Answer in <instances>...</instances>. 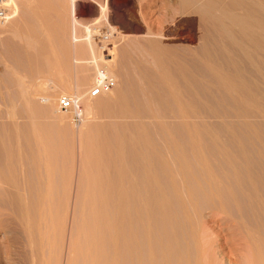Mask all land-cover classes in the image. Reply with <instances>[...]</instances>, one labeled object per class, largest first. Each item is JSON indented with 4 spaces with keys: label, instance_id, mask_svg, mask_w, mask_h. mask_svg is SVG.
Returning <instances> with one entry per match:
<instances>
[{
    "label": "rangeland",
    "instance_id": "374dc122",
    "mask_svg": "<svg viewBox=\"0 0 264 264\" xmlns=\"http://www.w3.org/2000/svg\"><path fill=\"white\" fill-rule=\"evenodd\" d=\"M1 1L3 2V0H1ZM176 1L177 0H6V4L4 5L3 9H5L8 14H7V16H5V22L0 23V96L3 98L0 100V145H2L4 147L6 146V148H7V146H8V148L10 146H12L13 149L7 148L8 151L6 150L7 151L6 152V151H4V148L2 150H1L2 147L0 148V150L3 151V153L4 152L7 153V155H5L2 152H0V154H1L0 156H3L0 158L1 159L3 158V160H4V162H3V160L0 159V166H1L0 167V173L3 171L7 174V170H8L9 171L8 176L12 175L13 179H17V178L20 179V182L18 181L19 179L17 180L18 183H21L22 185L24 183V185H25L27 182H29L28 183L29 185L26 184V186H29L28 188L31 187L30 185L32 183L33 184L38 183L37 186L36 185H33V186H36V187H38L36 189H38V190L41 189V190L38 192L34 188L33 189L36 191H33L32 188H30L29 190H27V188H26V192H25L24 191L25 189L22 186H21L22 189H20V188L17 189L16 187H14V189L16 188L19 191L17 192V190L15 189V191H16L15 192V199L12 198V200H16V196L18 195L19 196V197L17 196V198L19 199L18 202H20V198L21 199L24 198L26 202L29 201V204L31 205V206H29V210L31 211L30 216L32 214V217L30 218L28 209L26 212H24L22 210V209H25L28 207L27 206L28 203L24 204V203H26V202H24V199L21 200V203L24 202L23 204L25 205V208H24L23 204L22 205L17 204V205H19V206H17L18 209L20 208L18 210L17 207H15L16 202H13L9 197H6L7 192L4 190L6 189V186H7L6 180L7 179L9 180V178H7V175L5 176L3 172L1 173L2 175L0 174V189L2 187H4V185H2L3 182L5 183V187H4L3 191H2V189L0 190V209H1L0 211L4 212V211L9 210V207L12 208L11 210L13 212L11 210H9V212H12L13 214H15L14 218H16L15 220L17 222L16 223L17 227L15 226L16 227L15 231L12 234H9V232H10L9 228L10 227H9V224H6L8 222L5 221L3 223L1 221L2 224L0 223L1 224L0 225V264H88L90 262L89 260H92V262L94 264L95 263L99 264V262H100V264H110V262L113 260V258L115 259L118 256V254H119V256L116 258L117 259L116 264H135V263L136 264L137 263L138 264H152L153 262L152 263H151V261L149 262L150 259H148L149 257L146 254L147 253L146 251L143 252L144 253V255L142 254L143 256L141 255L142 259L144 258L143 260L141 259L142 260V263H141L140 259H138V261L136 262V260L134 259V257L136 255L133 256L131 248H130L131 252L129 251V249H126L124 242H125V240L127 242V238H124V232H125L124 226H123L124 223H123L122 219H120L119 213H116V214L114 213V211H115L114 207L115 206L113 205V203L116 200H119L120 196H121L120 197L121 201H122V199L125 198L123 193L126 195L129 193L127 197H129V196L131 197V195L133 194V191L138 193L140 196H145L146 194L148 195L149 192L151 191V185L149 184L150 183L148 181L149 179H147L149 176V175H147L148 172L150 173V176H152L151 175L152 173H153V175L155 174L154 177L156 176L155 177L156 180L157 181L159 180L158 185L162 189L164 196L175 206V207L173 206V208L175 210H177V211H175L177 217H179L181 214L180 210H182V209H178V207L181 208L183 205L181 202L184 203L185 201L188 200V198H187L188 192L190 195L192 193L191 197L194 195L192 197L193 198L192 203L194 202L195 205L194 206H192L193 204L191 205V207H193V208H191L189 205V208H188L189 213L188 214H190L189 215V217H191L190 220L193 223H195V225L197 227H199V229L205 230V231L204 230L201 231L203 234L202 236H204V240L206 239L207 241H209L211 246L214 248V249L213 248L211 249V252L214 251L213 252L214 256L212 255L213 257L212 256H210V257L216 259V262H215V259H213L216 264L217 263L218 264H231V263L232 264H245L248 261V260L246 261V258L247 259L250 258L249 253L251 250L257 251L256 249H260V248L262 249L263 248L264 242H263V244H259V246H256V248L253 247L255 249H252L250 244H246L248 242V239H245L246 234L244 231H242L243 226L244 227H248L249 225L253 226L254 227V228H252L253 230L257 227L256 228L257 230L253 231V236H254L253 238H255V235H256V240H258L257 238H263L264 239V233H263L264 232L263 231L264 226H262V224H264V222H263L264 219H263V217H261L262 218L261 219V218H259L260 216H257V214L258 215L260 214L258 210L252 209V211H251L252 213L250 214L249 210H251V209L249 208L248 210H246L244 208L243 202L246 199L242 195H245L246 191L248 190V187L245 186L246 184L244 185L243 183H241L240 180L244 177V175L250 176L248 174H249V171H251V168H252L251 166L254 167L252 169L257 168L255 170V172H254V170H252L250 172V174L254 172L255 174H253V175L258 176V174H259V176H261V177L263 176L262 178H260V179H263V181H259L260 186H258V187H260V189H258V191L260 194H261V192H263L262 194H264V188L262 190V186L264 187V183H263L264 182V166H262V165L259 166L260 164L264 163V162L262 163L261 161H259V159L263 160L262 158H263L264 154L262 152H263L264 148L261 145V147L263 148V149L261 148L262 151L257 150L256 148L260 149V143H259V145H256L257 142H254L256 139H259V138L264 139V126H263L264 122H263V124H261L262 119L264 118V112L259 110L258 111L259 115H257V114L255 115V116H257V117L259 116V117L258 118L255 117L257 119L255 121H251L253 119L252 117H251L252 118L251 119L250 117L248 118V116H247L248 114H246V117L244 115H245L246 111L252 115V113L255 110L253 109L250 111V109L253 108V107L251 108V105L250 106L247 104L242 105L243 102L245 103L244 98H243L244 95L242 96L239 94V96H242V99H241L238 96V94L237 93L234 94V92L231 91V89L229 90V88H226V89H228V91L224 90L225 88L221 89L222 87L220 88L217 85L216 81L210 76V74L209 73L206 74L207 71L205 72V67H204V65H202V62L201 63L197 62V60L198 61L201 60V57L199 56L200 58H198V56H197L199 53V50H200L199 38L201 36V34H200L201 32L198 28L199 27L198 26L199 20H198L196 15L191 14V15H184L183 16L181 14V12L179 11L180 7L176 6V5H179V3ZM71 6L73 8V14H74V18L76 20V23H78L77 26H75L73 24L74 21L72 20V15L70 12V10L72 9ZM177 7L179 9L178 11H177ZM170 10H171V12H170ZM89 24H94V27H97L99 29H108V27H109L111 29V31L113 32V37L110 40V44L112 45V50L109 52L111 54V59L107 60L106 62H104L102 59H99V62L97 60V63H99L101 65H107V67L109 68V72H110L111 76L116 81V86L112 91L105 93V94H102L97 98H89L87 95V93H88V91L92 85V82H93V75L92 74H94V65L92 63H90L93 52H94L93 53L94 57L97 58L95 55V47L91 43V41H89L90 39H88V43H87V40L83 39L85 36L84 35L85 30H86V29H84V27L85 28L90 27ZM73 28H75L76 30H74ZM73 30L75 31V34H74V38L72 39ZM155 33H157V34H155ZM143 36H145L146 38H144ZM153 40L155 41V43H157L159 41L158 42L159 44H161V45L163 44L164 46H162V48L163 49L165 48L166 51L169 52L171 49L170 52L172 53V55L170 56L168 54V56L165 57L167 59L169 57L172 58V59H168L170 61V63L167 62V64L169 65L170 69L168 68L169 71L165 70L166 73H165V71H162V70L159 71V69H160L159 65H158V63H156L157 57L153 52L155 48L152 49V47H150V43H152V45H153V42H151ZM173 46H174V49L172 48ZM195 49H196V51H194ZM197 49H198V51H197ZM151 50H153V51H151ZM191 51L192 52L194 51L193 53H196L197 55L190 54ZM189 54H190V56H189ZM262 54H258V55L260 56ZM191 56L194 58H192ZM259 56H256V57H258L256 59L253 55V57L257 60V62L262 65V62L258 61V59L260 58L259 60L264 61L263 60L264 54H263V57L261 56L263 59H261V57H259ZM167 59H166V61H167ZM179 59H181V60L179 61ZM253 59H252V62L255 61ZM182 60H184V61H182ZM242 61L244 62L242 64V66L245 68L247 64L245 63L244 60H242ZM252 62H251L252 65L248 70H251L253 75L251 74V71L248 72V70H245V72H243V74L241 73V76L243 75L244 79H240V81L243 82L244 85H249V84H247L248 83L247 81L249 79H250L249 83H252V82L256 83L255 80H257V79L254 77L259 76L258 77L259 82L261 80V79H259L260 73L256 72V74H255L254 73L255 71H253L254 68L252 67L257 62L256 61H255V63H252ZM258 63H257V65L259 66ZM167 64H166V66L168 67ZM178 66H180V67L184 66L182 68L186 67V70L182 71V68H180ZM200 66L204 70V72L200 68ZM194 68H196L197 70L196 69L194 70ZM176 69H179V71ZM199 69H201L202 71ZM188 70L190 71V73ZM192 71H193V73H191ZM160 73H163V74H160ZM185 73L186 74L188 73L187 74L188 76ZM248 73L250 76L248 75ZM163 75H167L169 78L174 79L173 80L174 82L177 81V82H175L176 85H177V83L179 85L176 86L175 83L172 81V79H171V82L167 81V80H166L167 82H165L164 79H166L168 77L164 78ZM177 75H178V77L176 78ZM246 75H247V78H246ZM173 76H174V78H173ZM162 77H163V79H162ZM160 80H161V82H160ZM168 80H170V79H168ZM190 80H192V81H190ZM168 82H170V83H168ZM184 82H186V83H184ZM193 82H194V84H193ZM196 82H197V84H196ZM259 82H257V83H259ZM172 83H174V86L176 88L177 87H179V88H177V90L175 89V91H174L173 88H175V87L171 86ZM183 83L185 84V86ZM149 84H151V85H149ZM167 84L172 87L173 91L171 90V88L169 89V86ZM181 84H182V87L180 86ZM252 84L250 86H252ZM192 85L194 86V88ZM208 85L210 88L207 87ZM202 86H204V88ZM184 87L186 89L183 90ZM190 88H193L195 91L193 89H190ZM25 89L28 90V91L27 90L26 91L28 92L29 97L26 95H25V97H23V95L25 94ZM180 89H182V90H180ZM260 89H261L260 90L261 94L258 91V93H259L258 99L259 100H261L263 98V95H264V89L263 88H260ZM8 91H9V93H8ZM229 91H230V93H229ZM20 92L22 94V97H19L21 95ZM22 92H24V94ZM178 92L180 94H178ZM189 92H191V94L193 96ZM232 92H233V94H232ZM5 93L7 95H5ZM71 95H77L81 99L83 109L85 112L86 118H85V121L83 122V124L81 125L80 128H75L72 125V122H71L69 115L58 112L55 109V103H56L57 98H59L61 96H71ZM260 95H262V96H260ZM6 96H8V97H6ZM12 96H13V98H12ZM176 96H178V97H176ZM31 97H32V100H31ZM41 97H42V99H41ZM172 97H173V99H172ZM182 98H184V99H182ZM11 99L15 100V101H13V102H15V104L14 103L13 104L15 105V107L17 106V108H15V109H17V111L15 109H13V113H14V117L12 118L13 121L9 122L8 121L9 119L7 118L8 116H6L7 115V113H6L7 109H5L4 107L6 106V108H8V105H9L8 102ZM177 99H179V101ZM185 99L187 101L186 102L187 105H185ZM190 99H192V100H190ZM236 99H238V101L240 100L241 102L243 100L242 103L240 102V104L243 106V108H245L246 106L247 107L249 106L250 109H248L246 107L243 110V112L241 111L243 113V114L242 113L241 114L245 118L249 119L248 121H251L250 123L254 122L255 123L254 126H256L257 130L254 126H252L253 127L252 128L251 124L247 125L249 127V129H248V127L245 128L246 125L244 124L245 125L244 126L241 123V121L244 118H242L243 116L240 117L241 116L240 114L237 116L242 118V119L237 118V120H236V117H237L236 114H237V112H239L238 109L240 108L239 103H238V105H236L237 103L235 104V102H237ZM19 100H20V103H19ZM230 101H232V102H230ZM21 102L24 104H22ZM20 104H22V105L20 106ZM25 104H27L30 108H32L31 110L34 111V113L36 111L38 113V115H40V112H41V114L44 112V114L41 115V116H44L43 117L44 121H42V119H40V116L37 117L38 115L35 113L34 120H37L40 123L34 121L33 119H32V121L30 120V123H29L28 122L29 120L27 119L28 116H30L29 117V119H30L31 117H33L31 115H34V114L33 113L30 115L25 114L26 112H27V114L30 113L29 107L27 106V108H26V106H24ZM44 104H46V107ZM234 104H235V106H233ZM43 105H44V107H43ZM182 106H186V107L180 108ZM237 106L239 108H237ZM24 107L26 109H28V111H26V109H23ZM234 107H235V109L237 108L236 111H235V109H233ZM38 108L41 110L42 109H44V110L40 111ZM185 109L187 112L183 111ZM187 109H189V110H187ZM240 110H241V108H240ZM189 111H190V113L192 112V114H190L191 116L189 115V117L188 116L183 117L184 115L188 114ZM263 111H264V109H263ZM193 112L195 115L193 114ZM259 112H261V113H259ZM183 113H185V114L183 115ZM216 114H217V116H216ZM231 114H233L232 115L233 117L231 116ZM198 116H199V118H198ZM184 120H187V121H184ZM228 120H229V122H228ZM239 120H241V121H239ZM33 121H34V123H33ZM41 121H42V123L44 122L43 123L44 126H42ZM182 121L185 122L184 124L189 122L192 127H194V128L196 127V128L195 129L191 128V126L189 124H186V126L187 125H188V127L190 126L188 129L191 128L189 131L186 129V127ZM193 121H195V122H193ZM243 121H244V123H246L247 120L246 121L243 120ZM248 121H247V123H248ZM23 123H24V125H23ZM26 123H29L30 125L26 124ZM35 123H37V124H35ZM230 123H232V124H230ZM239 123H241L242 126ZM39 124L41 125V128L46 127V128H42V131L41 130L40 131L43 132L46 130L45 133L43 132V134H46V136L45 135H43V136L45 137V139L47 140V143L49 144V145L47 144V146H48L46 148L47 150L45 149L46 150L45 153H47V157L45 156V159L48 158L47 160L50 163L47 162L46 163L47 166H45V167L42 165L43 163H42V161H40L38 159V157H34V156H36L34 154V152L31 155L33 158H36V159H33L32 157H30V152H27L28 150L26 148L25 149L26 151H24L23 153L25 154L26 157L27 156L30 157L29 159H27L28 157L26 158L24 156V154L19 151L20 149L18 147V144H20L19 145L20 148H22L23 146L25 147V145H24L25 140H23V139L24 138L27 139V136L26 137H24V136H25V134H27L29 132V130L31 132V133L29 132L30 133L29 135L31 137L28 135L30 137V141H32L36 138L37 134L39 133V132L37 133V131H38L37 127L40 128ZM181 124L184 125L185 128H182L183 126ZM201 124H203V125H201ZM13 125H14V127H13ZM35 125H37V127H35ZM200 125H201V127H200ZM224 125H226V126L224 127ZM9 126H10V129H8ZM24 126L26 128L28 126L29 130H28V128L26 129ZM209 129L210 130L212 129V131H210ZM250 129H251V131L254 129L252 131L253 135H252V132L250 131ZM8 130H9V132H7ZM10 130L11 131L13 130L14 132L12 133ZM26 130H28V132ZM248 130L251 133L248 132ZM191 131L193 134H190ZM228 131H229V133H228ZM4 132H6V133L4 134ZM2 133L4 136L2 135ZM8 133L10 134V137H11L10 139H8L9 138ZM19 133H20V135H19ZM206 133H208L207 134L208 136L209 135L213 136V138L218 137V138H216V140L219 139L220 142L222 141L221 143H223L225 147H223V144H221L219 141H218L217 145L216 144L214 145L213 141H210L209 139H207L208 136L205 135ZM32 134H33V136H32ZM232 134H234V136H236V138H239V139H237V141L240 139H241L240 141L243 140L242 142H240V144L243 143L244 147L241 146L242 144L241 145L239 144V141L236 144V146L238 145L240 147L237 146L238 147L237 148L235 145L232 146L231 143L233 141H235V139H236L235 137H232ZM18 135L21 138L22 137H24V138L21 139L20 137H18ZM190 135H192V136L195 135L196 138H194V141L196 142V139H197V141L200 142L199 144H201V145H199V146L202 147L201 149H204L206 151V148H207V151H206L207 153L204 150H201L202 152L201 153L199 152L200 154L197 152L196 153L197 156H195V152H194V157L198 158L199 157L198 155H203V154L207 155V156H205V159L203 157L202 158L204 160H206L207 163H210V161H211L209 166L211 167V165H212V167H213L212 169L214 170L215 175H216V172H217V177L222 175L223 178L221 176L219 177L220 180L223 179L222 183L224 184V182H227L226 185L229 186V189L231 188V190L233 191V194L234 193L236 195L238 194L237 195L238 197L242 196V198L239 199L235 195L237 197V199H239L238 202L236 199V203H239L240 207H242L240 200H242L243 198L245 199V200L243 199V201H242V205H243L242 210L245 209L246 213H249V214L244 213L245 211H241V212L239 211L240 215L245 214V217H247L246 215H248V217H249L250 215L253 214L254 211H258V212H254V214L251 216L254 218V219L252 218V220H254V223L252 221L251 224H248L247 222L248 221L251 222V219L249 218V220H247V218H248L247 217V218H245L246 220H244V222L238 221L240 223V225L238 227L237 221H234L235 217L232 218L233 217V215H232V217L229 218V216H231V214H232L230 211L232 209H234V208L229 209L231 203H230V205H227V203H226V206H228L227 209H226V206L223 205V207L226 209L227 213L226 212L221 213V214L218 213L217 208L219 206L216 207V211L214 210L215 206L218 205L216 202L218 200H216V199H217V196L219 194L216 193V191L214 192V189L212 190L210 188L211 186L209 185L208 180L204 179L205 177L202 175L203 169H202V167L200 168V166H198V164H199L198 160H200L202 158L199 157L200 159H195L193 157V154L191 152L193 150L192 141L187 140V138L191 139L192 136L190 137ZM230 135H231L232 139L230 138ZM258 135H259V137H258ZM34 136H35V138H34ZM198 136L200 138H197ZM247 136H248V138H247ZM1 137H2V139H1ZM201 137H202V139H201ZM11 139L16 140V141H14L15 143H13V140H11ZM198 139H201L202 141H200ZM227 139L233 140L232 142L230 140L231 143L229 142L231 145L229 143H227L228 142ZM7 140H11L12 145H11V141H10V143H8ZM28 140H29V138L26 141H28ZM141 140H142V142H140ZM171 140L172 141L174 140V142L176 141L177 144H180V145L179 146L173 145L172 143H174V142H172ZM189 141H191V144H190L191 148L190 149L187 145V143L189 144ZM225 141H226V143H225ZM252 141L255 144V147H254V145H252L254 148L251 147V144H253ZM256 141H263V140H256ZM170 142H171V144H170ZM219 143L221 144V147L224 149L226 148V150L230 154L239 153L238 150H240L241 148H242V151H243V149H244V151L242 152L240 150V153L242 152V153H247V155L249 154V160L248 161H251V162H248V161L246 163L242 162V164L243 163L247 164V165H245L246 166L245 168H247V166L251 167V168H249L250 170L247 168L248 173L245 174V172H247V171H245L246 169L244 168V165H243L244 169L240 167L244 171L241 170L239 167H238L239 169L238 168L232 169L230 167L231 172H230L228 167H225L226 164L220 163L221 165L219 164V166H218V163H219L218 160L216 162L213 159H216L218 157L217 156L218 154L215 152L219 153V150L221 151V149H222L221 148L217 151L218 147H216V146H219ZM261 143L264 144V142H261ZM168 144H170L171 146H169ZM228 144L234 148L227 147ZM172 145L174 146V148L172 147ZM49 146H51V149ZM100 146H101V148H100ZM98 147H99V149H98ZM170 147H172V149L175 150V151H173V150L172 151L174 152V154H177V155H179L178 153L182 149V151H180V152H181V154H182V152H184L182 155L184 157H186L187 159L185 158L186 160L183 161V160H181L182 158L180 157L181 158L180 159L181 162H180L178 157L182 156V155H179V156L176 155V158L178 160L176 158H174L175 155L174 154H173L174 156L172 155L173 152L170 150L171 149ZM175 147H176V149H175ZM177 147H179V148H177ZM235 147L238 149L237 151H234V150H236ZM21 150L23 151L24 149L22 148ZM50 150L51 151L54 150V152H52V154L54 156L51 155ZM58 150L60 152H58ZM9 151H11L9 153V156L12 155V153L15 154V155L13 154L15 156L14 160L9 158V156H8ZM48 151H50V153ZM259 151L262 153V158H260L261 153ZM250 152H252V153L250 154ZM28 153H29V155H28ZM135 153L138 156H136ZM58 154H59L60 158L58 157ZM255 154H257V155L259 154L260 156L259 155L257 156ZM49 155H51L53 157H55V156L58 157V158L55 157L54 159L51 157L52 162L55 161L54 166L51 162ZM247 155L244 154L245 158L248 159V157H246ZM4 156H8L6 158L13 160V162L11 163V160L9 161V159L5 160L6 158ZM14 156H11V157L13 158ZM215 156H217V157H215ZM23 157H24V159L26 158L27 161L25 159L21 162L26 161L28 163V161L30 162V159H33V162L35 160V162H34V164H36L35 168L37 169V167L39 166L38 170L37 171L35 170L34 172L33 171L30 172L31 170L35 169V168H33V166H34L33 162H31L33 166L28 163V165H30L31 167L30 166L28 167L27 163L25 164V162L22 163L28 167L27 169L25 168L26 166L23 168L24 165L19 167L20 166V164L18 163V161L20 162L19 158L23 159ZM142 157H143V160H142ZM250 157H251V159H250ZM257 157H258V159H257ZM16 159H18V161ZM175 159H176V161L180 162L181 169H179L180 168L179 162H176ZM209 159H212V160H209ZM6 161H9L11 163V165L14 163V165H13L14 167L10 166L9 165L10 163L7 162V163H9L8 165L10 166V169H7L6 167H8V165H7ZM14 161H16L19 166L17 165V163L15 164ZM158 161L162 164H160ZM172 161L175 162L174 163L175 165H176V163L178 165L174 166ZM186 161L189 164V165L187 164L189 167L188 170L185 169V168H187L186 167L187 166ZM245 161H246V159H245ZM182 162H185L184 163L185 168L182 167ZM1 163L3 164V166ZM164 163L165 164L170 163L171 165L169 166L168 164H166V165H168L166 168ZM249 163L251 166L249 165ZM4 164L6 166H4ZM152 164H153V167H152ZM145 166H148L150 168L152 167L151 168L152 173H151L150 168H149V171L146 174V172H145L146 170L144 171V169H146ZM222 166H223V168H222ZM42 167L46 168L48 170V172H47L48 175H46L43 172V175H45L44 178L47 176L46 177L47 179L45 180L43 178L46 182L42 181V183H40V184L43 185V183H45V185L47 186L46 183H48V182H50V180L54 179L52 182H50L52 184V186L50 185V183H48L49 187L48 186H47L48 188L46 187L48 190L47 194L45 192L46 191L45 187L42 190V186L39 184V182H41V180H43L42 179V177H43L42 171L45 170ZM20 168L22 170H24V169H26V170L22 171ZM40 168H42V169H40ZM52 168L54 169V171ZM183 168H184V170H186L187 174L188 173L191 174V177H193L195 179L196 183H194V181L189 183V184L188 183L186 184L184 181L183 182L185 184L182 182L181 175L184 172L182 170ZM215 168H217V169H215ZM226 168L228 169V172H227ZM260 168H262V169H260ZM39 169L41 171L40 172L41 175H40V173H38L39 175L37 174V172H39ZM47 170H45V171H47ZM234 170H235V172H234ZM242 171H243V173H242ZM53 172H55L54 174L56 176L53 174ZM170 172H172V173H170ZM178 172L180 174L181 173L182 174L180 175ZM256 172H258V173H256ZM28 173H30L32 176L34 175L35 178H34V176L31 177V175ZM200 173H202V174L200 175ZM36 174H37V176H36ZM49 174H50V176H49ZM51 174H52V176H55L56 179L54 177H52ZM177 174H178V176H177ZM125 175H126V177H125ZM38 176H42V177L40 178ZM150 176H149V178H150ZM236 176H238V177H236ZM36 177H38V178H36ZM49 177H52V178L50 179ZM239 177H241V178H239ZM13 179L10 177V180L13 181ZM168 179H170V180H168ZM1 181H2V183H1ZM8 183L10 185H11V183H13L12 185L15 186V184L17 182L15 181V183L14 182H8ZM180 183L181 184L183 183L182 184L183 187L181 186ZM123 185H125V187ZM185 185H189L186 187V190L184 187ZM195 185H197L198 187ZM16 186L18 187V185H16ZM54 186H55V188H54ZM128 187L129 188L131 187L130 189L132 191L131 190L129 191ZM132 187H133V189H132ZM126 188L128 189V192H125L127 190ZM60 189L62 191H60ZM31 190L33 192H36L39 200H40L39 197L41 196V195L39 196L40 192L45 190L43 194L44 195L46 194V198H47L46 200L47 201L49 200L46 204L47 209L45 208V210H44V211H46L44 213H47L44 215L45 216L48 215V217H49V218L47 216H46V218L44 217L46 224H45V221L42 220L43 217H40V215H41L40 211H39L40 214L38 213L39 215H37V209L40 208V207L37 208V204L39 203L38 206H40V201L37 200V198H36L37 195L35 193L32 192L31 195H29L30 194L29 191H31ZM50 190H53V193ZM242 190H243V192H242ZM4 192H5V194H4ZM54 192H56L58 195L55 194ZM184 192H185V194H184ZM18 193H20L22 195H19ZM166 193H167V195H166ZM178 193L182 197L180 195H177ZM48 194H50V195H48ZM216 194H217V196H216ZM221 194H223V193H221ZM4 195H5V198H7V199H4V197H3ZM168 196H169V198H168ZM51 197H52L53 201L50 199ZM77 197H78V199H77ZM220 197L222 198V196H219V199H220ZM57 198L59 199V201L56 200ZM2 199L5 200V201L3 200L4 203L6 202V200L9 199V202L5 203V205L8 208L6 206H4ZM98 199H99V201H98ZM10 200H11V203H10ZM60 201H61V203H59L60 204L59 205L58 202H60ZM12 202L15 203V205H13ZM51 202H52L53 206H52V204L50 205ZM90 202H93L92 204L95 206H92V204ZM105 202H106L107 207H105V205H103V204L100 205L101 203L105 204ZM7 203L9 204V206ZM95 203L99 204V205L96 206ZM180 203H181V206H180ZM185 203H187V202H185ZM11 204L13 205V207L10 206ZM214 204H216V205H214ZM248 204H246L245 207L248 206ZM32 205H33V207H32ZM57 205L59 207H57ZM49 206H52V207H49ZM91 206H92V211L89 209V208H91ZM234 206L236 207L238 205L236 204ZM239 206H238V208H239ZM250 206H248V207H250ZM2 207H4V208L2 209ZM31 207H32V209H31ZM53 207H54V209H52ZM34 208L35 209L37 208V209L34 210ZM56 208H58V211H56L57 210ZM238 208H236V210L241 209V208H239V209ZM251 208H252V206H251ZM20 210H22V212ZM15 211L17 213H15ZM109 211H110V214H108V216H107V213H109ZM27 212H28V215H26V217H27L26 218V217H24L25 216L24 214H26ZM177 212H179V213H177ZM52 213L53 214L55 213V214L52 215ZM16 214H17V216H16ZM56 214L59 218L57 220H56V218H57ZM225 214H228V215L230 214V215L228 216ZM263 214H262V216H263ZM254 215H256V216H254ZM19 216H20V218H19ZM33 216H34V218H33ZM53 216H55L56 218ZM130 216L133 217L132 212L130 213ZM39 217L41 218L40 221H39ZM255 217L256 218L258 217V218L256 219ZM23 218H25L24 219L25 221L23 220ZM51 218H53V219L51 220ZM95 218H97L96 220H98V218H99V220L95 221ZM116 218H119V220H118L119 229L118 230L121 229V231H122L121 234L117 235V237L115 238L118 240L117 242H116V240L112 241V239H110V240L108 239L109 238L108 234L110 235L111 232L109 233V230L106 228V224H105L109 220L116 219ZM54 219H55V221H54ZM232 219H234V220H232ZM17 220L18 221L20 220V222H18ZM29 220L32 222H29ZM41 221L42 222L44 221L43 223L45 225L42 224ZM93 221H95V222H93ZM99 221H100V225L97 224V226H96V223H98ZM120 221H122V222L120 223ZM47 222L49 223V225ZM52 223H55V224L58 223V224L55 225ZM92 223H93V225H92ZM94 223H95V225H94ZM241 223H243V224H241ZM244 223L246 224V226ZM43 225H44L45 229H43ZM49 226L50 227L52 226V227L50 228ZM95 226H96V229H94ZM102 226H104L103 229L100 228ZM136 226L138 227V225H136ZM240 226H242V228H240ZM31 227H34V229ZM137 227L134 226V229L132 231H134L133 234L139 235L140 232H138L139 228H137ZM46 228H49V230L48 229L46 230ZM99 228H100V230H99ZM258 228H260V230ZM261 229H262V232H261ZM94 230H96V231H94ZM36 231H38L39 233L42 232V234H39V233L37 234ZM46 231H48V232H46ZM105 231H107V233H105ZM257 232H259V233H257ZM92 233L93 234L97 233L98 235H96V234L93 235ZM260 233H262V236H260ZM94 236H95V238L96 237L97 238L95 239ZM99 236H100V238H99ZM241 236H242V238L245 237L244 240L241 238ZM121 237L124 239L123 241H122ZM38 238L43 243H40ZM110 238H111V235H110ZM96 240H98V241H96ZM259 240H262V239H259ZM109 241H111V242L115 241L116 243L115 242L114 243L116 244V247H114L115 246L114 243H113L114 246L112 247V243ZM34 242H36V243H34ZM44 242H46V243H44ZM126 242H125V244H126ZM256 242L258 243V241H256ZM39 243H40V245H42V244H44V245H42L40 247V245H38ZM94 243H95V245H94ZM117 243L120 244V247H118L119 245ZM31 244H35V246H37V245L38 246L36 248L34 245H31ZM98 244H100L99 245L100 247L99 248L97 247L98 248L97 251L99 252V254H98V252H96V249H97L96 245L98 246ZM104 244H106V245H104ZM192 244H194L193 241H190L187 245L188 247H190L188 249L189 255H187L188 256L187 258L190 257L189 260L191 263L195 260V256H196L195 255L196 254V248ZM248 245H250V246H248ZM256 245H258V244H256ZM32 246L35 248L33 249ZM104 246H105V248H104ZM106 246L109 248L107 249ZM247 246L250 248H248ZM43 247H45V249ZM93 247L96 249L92 250ZM258 247H260V248H258ZM114 248L117 251V256L113 255L114 257L113 256L111 257L113 252H114V254H116V252L113 250ZM118 248L120 249L119 251H118ZM87 249L89 251H87ZM99 249H101V250L99 251ZM90 250L93 254L90 252ZM262 250H264V248ZM262 250L258 251V252H260V255H262L261 254ZM255 251H253V252L255 254H257L256 255V258H257L258 253ZM89 253H91V254H89ZM121 253H124V254H121ZM120 254L122 257L120 256ZM251 254H253V253H251ZM89 255H90L91 259H90ZM124 255L126 257H124ZM263 255H264V253H263ZM141 256L139 255L138 258H140ZM95 257L98 260L97 262L95 261L96 260ZM131 257H133V260ZM35 258H36V260H35ZM86 258L88 259L87 261H86ZM108 258H110V259L112 258L111 261ZM154 259H155V257H154ZM250 260H252V258L249 259L248 264H249V262L251 264L252 261H250ZM255 260L253 263H255ZM92 262H90L89 264H92ZM214 262L212 261V263H214ZM258 262H259V260H258ZM260 263L261 262H259L258 264H260ZM256 264H257V262H256Z\"/></svg>",
    "mask_w": 264,
    "mask_h": 264
},
{
    "label": "bare ground",
    "instance_id": "6f19581e",
    "mask_svg": "<svg viewBox=\"0 0 264 264\" xmlns=\"http://www.w3.org/2000/svg\"><path fill=\"white\" fill-rule=\"evenodd\" d=\"M176 2H178L179 3V5H176V6H178V7H180V10L178 9V7H177V11L179 10L180 12H181V14L184 16V15H196L197 16V18H198V20H199V30H200V34H201V36H200V38H199V40H200V50H199V53H198V55L196 54V53H193L194 51H196V49L191 53L190 52V54H195V55H197L198 56V58H200L201 57V60L200 61H198L197 60V62H202V65H204V67H205V72H206V74H210V76L216 81V83H217V85L221 88V89H223V88H225L224 90H226V91H228V89H226V88H229V90L231 89V91H233L234 92V94L235 93H237L238 94V96H239V94L240 95H244L243 96V98H244V101H245V103L243 102V100H242V102L239 100L238 101V99H236L237 100V102H235V104L236 105H238V103H239V105H240V108H241V110H240V108L237 106V108H239L238 109V111L239 112H237V114H236V116L237 115H241L240 117H242L243 115V110L247 107H245V108H243V106L242 105H251V108L252 109H250L249 108V106L247 107L248 109H250V111L251 110H255L253 113H252V115L249 113V112H247L246 110V113H245V117H246V114H248L247 116H248V118L250 117H252L253 119L255 118V117H257V116H255L256 114L257 115H259L258 114V111L260 110V111H262V112H264L263 111V109H264V95H263V98L261 99V100H259L258 99V96H259V93H260V88H263L264 89V61H261V60H259L258 59V61H260V62H262V65L261 64H259L258 62H257V58L258 57H256V56H259L258 54H264V0H177ZM33 3V2H32ZM71 3V2H70ZM74 3V2H73ZM171 3V2H170ZM15 4V3H14ZM177 4V3H176ZM73 6V5H72ZM72 6H71V8H72ZM173 8V7H172ZM174 10V9H173ZM39 11V10H38ZM70 12H71V15H72V20L76 23V20H75V18H74V14H73V8L70 10ZM170 12H171V10H170ZM173 12V11H172ZM179 12V13H180ZM19 15V14H18ZM165 16V15H164ZM23 18V17H22ZM171 21V20H170ZM73 22V24L75 25V26H77V24L78 23H74ZM157 23V22H156ZM198 23V22H197ZM79 26V25H78ZM42 29V28H41ZM74 30H76L75 28H73ZM84 29H86L85 31L86 32H88L89 31V27H84ZM148 31V30H147ZM149 34V33H148ZM155 34H157V33H155ZM154 35V34H153ZM152 35V36H153ZM29 36V35H28ZM144 38H146L145 36H143ZM149 37V36H148ZM198 38V37H197ZM152 39V38H151ZM158 39V38H157ZM198 40V39H197ZM90 41V40H89ZM150 42V41H149ZM151 42H153V45H152V43H150V47H152V49L153 48H155L154 49V51L153 50H151V51H153L154 52V54L156 55V57H157V62L156 63H158V65H159V71L160 70H162V71H169V65L167 64V62L168 63H170V61L168 60V59H172L171 57H169L168 59L167 58H165L166 56H168V54L171 56L172 55V53L170 52L171 51V49H170V51L168 52V51H166L165 50V48L163 49L162 48V46H164L163 44L161 45V44H159L157 41V43H155V41L153 40V41H151ZM87 43H88V40H87ZM90 43V42H89ZM91 46V45H90ZM154 46V47H153ZM194 47V46H193ZM198 47V46H197ZM196 47V48H197ZM91 48V47H90ZM169 48V47H168ZM173 49H174V46L172 47ZM93 50V49H92ZM149 50V49H148ZM150 51V50H149ZM197 51H198V49H197ZM94 53V52H93ZM92 53V58H91V62L90 63H92V64H95V62H96V58L94 57V54ZM184 54V53H183ZM190 54H189V56H190ZM263 54L262 55H260L259 57H263ZM177 55V54H176ZM175 55V56H176ZM253 55H254V57L256 58H254L253 57ZM256 55V56H255ZM182 56V55H181ZM188 56V55H187ZM194 56V55H193ZM200 56V57H199ZM177 57V56H176ZM184 57V56H183ZM192 57V56H191ZM261 57V59H263ZM174 58V57H173ZM179 58V57H178ZM192 58H194V57H192ZM191 58V59H192ZM197 58V59H198ZM254 58V59H253ZM166 59H167V61H166ZM176 59V58H175ZM184 59V58H183ZM186 59V58H185ZM252 59L253 60H255L258 64H259V66L257 65V63L256 64H254V66H252L253 68H254V70L253 71H255L254 73L256 74V72L257 73H260V78L259 79H261L260 80V82H259V80H258V77H254V78H256L257 80H255L256 81V83H249V80L247 81L248 83L247 84H249V85H244V83L243 82H241L240 81V79H244L243 78V75L241 76V73L243 74V72H245V70H248L250 67H251V62H252ZM181 59H179V61H180ZM190 60V59H189ZM193 60V59H192ZM242 60H244L245 61V63L247 64L246 65V67L244 68L243 66H242V64L244 63ZM264 60V59H263ZM182 61H184V60H182ZM191 61V60H190ZM255 61H253L252 63H255ZM175 62V61H174ZM187 62V61H186ZM196 62V61H195ZM194 62V63H195ZM166 64L168 65V67L166 66ZM173 64V63H172ZM110 65V64H109ZM174 65V64H173ZM179 65V64H178ZM182 65V64H181ZM187 65V64H186ZM200 65V64H199ZM245 65V64H244ZM157 67V66H156ZM155 67V68H156ZM178 67H180V66H178ZM182 67H184V66H182ZM182 67H180V68H182ZM203 67V66H202ZM169 68V69H168ZM177 68V67H176ZM189 68V67H188ZM187 68V69H188ZM198 68V67H197ZM200 68H201V66H200ZM184 69V70H183ZM196 68H194V70H195ZM202 69V68H201ZM201 69H199V70H201ZM176 70H178L179 71V69H176ZM186 70V67L185 68H182V71H185ZM197 70V69H196ZM203 70V69H202ZM201 70V71H202ZM161 71V72H162ZM166 71H165V73H166ZM171 71V70H170ZM174 71V70H173ZM189 71V70H188ZM251 70H248V72H250ZM85 72V71H84ZM203 72H204V70H203ZM247 72V71H246ZM157 73V72H156ZM171 73V72H170ZM173 73V72H172ZM179 73V72H178ZM189 73H190V71H189ZM191 73H193V71L191 72ZM86 74V73H85ZM160 74H163V73H160ZM169 74V73H168ZM186 74V73H185ZM188 74V73H187ZM186 74V75H187ZM251 74H252V71H251ZM93 75V74H92ZM171 75V74H170ZM197 75V74H196ZM248 75H249V73H248ZM253 75V74H252ZM162 76V75H161ZM164 76V78H166V77H168L167 75H163ZM188 76V75H187ZM250 76V75H249ZM257 76V75H256ZM85 77V76H84ZM171 77V76H170ZM178 77V75L176 76V78ZM193 77V76H192ZM242 77V78H241ZM253 77V76H252ZM173 78H174V76H173ZM246 78H247V75H246ZM250 78V77H249ZM162 79H163V77H162ZM168 79H170V80H168ZM171 79L172 78H166V79H164L165 80V82H167V81H170L171 82ZM179 79V78H178ZM177 79V80H178ZM189 79V78H188ZM191 79V78H190ZM252 79V78H251ZM167 80V81H166ZM174 79H172V81H173ZM190 81H192V80H190ZM243 81V80H242ZM160 82H161V80H160ZM170 82H168V83H170ZM174 82V81H173ZM175 82H177V81H175ZM174 82V83H175ZM180 82V81H179ZM205 82V81H204ZM251 82V81H250ZM257 82H259V83H257ZM174 83H172V85L171 86H174ZM184 83H186V82H184ZM183 83V84H184ZM209 83V82H208ZM163 84V83H162ZM189 84V83H188ZM193 84H194V82H193ZM196 84H197V82H196ZM207 84V83H206ZM246 84V83H245ZM252 84V86H250ZM149 85H151V84H149ZM168 85V84H167ZM166 85V86H167ZM175 85H176V83H175ZM177 85H179L178 83H177ZM176 85V86H177ZM163 86V85H162ZM169 86V89L171 88V90H172V87L170 86V85H168ZM167 86V87H168ZM181 87H182V84L180 85ZM184 86H185V84H184ZM191 86V85H190ZM193 86V85H192ZM196 86V85H195ZM175 87V86H174ZM189 87V86H188ZM200 87V86H199ZM203 88H204V86H202ZM207 87H209V85L207 86ZM165 88V87H164ZM177 88H179V87H177ZM177 88L175 87V88H173L174 89V91H175V89L177 90ZM193 88H194V86H193ZM193 88H190V89H193ZM197 88V87H196ZM210 88V87H209ZM219 88V89H220ZM168 89V90H169ZM184 89H186L185 87L183 88V90ZM220 89V90H221ZM234 89V90H233ZM7 90V89H6ZM27 89H25V94H24V92H22L24 95H23V97H25V95L26 96H28L29 97V94H28V90L26 91ZM179 90V89H178ZM180 90H182V89H180ZM194 90V89H193ZM197 90V89H196ZM39 91V90H38ZM165 91V90H164ZM173 91V90H172ZM186 91V90H185ZM191 91V90H190ZM195 91V90H194ZM199 91V90H198ZM258 91H259V93H258ZM263 91V90H262ZM11 92V91H10ZM114 92V91H113ZM167 92V91H166ZM177 92V91H176ZM175 92V93H176ZM183 92V91H182ZM233 92H232V94H233ZM7 93V92H6ZM5 93V95H7L8 93H9V91H8V93L6 94ZM185 93V92H184ZM190 94H191V92H189ZM188 93V94H189ZM229 93H230V91H229ZM20 94H21V92H20ZM169 94V93H168ZM178 94H180L179 92H178ZM187 94V93H186ZM224 94V93H223ZM261 94V93H260ZM42 95V94H41ZM40 95V96H41ZM122 95V94H121ZM192 95V94H191ZM262 95H260V96H262ZM9 96V95H8ZM8 96H6V97H8ZM193 96V95H192ZM234 96V95H233ZM242 96H239L241 99H242ZM19 97H22V94L19 96ZM37 97V96H36ZM176 97H178V96H176ZM175 97V98H176ZM181 97V96H180ZM11 98V97H10ZM12 98H13V96H12ZM185 98V97H184ZM184 98H182V99H184ZM188 98V97H187ZM1 99H3L1 96H0V100ZM8 99V98H7ZM41 99H42V97H41ZM172 99H173V97H172ZM18 100V99H17ZM31 100H32V97H31ZM50 100V99H49ZM52 100V99H51ZM175 100V99H174ZM173 100V101H174ZM178 101H179V99H177ZM176 100V101H177ZM190 100H192V99H190ZM196 100V99H195ZM231 100V99H230ZM3 101V100H2ZM13 101H15L14 99L12 100H10L9 102H8V108H6V106L4 107L5 109H7V111H6V113H7V115L6 116H8L7 118L9 119L8 121L9 122H12L13 120H12V118L14 117V113H13V109H15V108H17V106L15 107V102H13ZM172 101V102H173ZM228 101V100H227ZM226 101V102H227ZM24 102V101H23ZM38 102V101H37ZM49 102V101H48ZM187 101H186V99H185V105H187V103H186ZM191 102V101H190ZM189 102V103H190ZM229 102V101H228ZM230 102H232V101H230ZM240 102L242 103V105L240 104ZM14 103V104H13ZM19 103H20V100H19ZM22 103V102H21ZM42 103V102H41ZM176 103V102H175ZM181 103V102H180ZM188 103V104H189ZM193 103V102H192ZM22 104H24V103H22ZM22 104H20V106L22 105ZM43 104V103H42ZM179 104V103H178ZM182 104V103H181ZM180 104V105H181ZM235 104L233 105V106H235ZM19 105V104H18ZM40 105V104H39ZM45 105V107H46V104H44ZM44 105H43V107H44ZM190 105V104H189ZM188 105V106H189ZM14 106V107H13ZM24 106H26V108H27V104H25ZM31 106V105H30ZM42 106V105H41ZM178 106V105H177ZM192 106V105H191ZM29 107V106H28ZM42 107V108H43ZM54 107V106H53ZM186 106H182V107H180V108H185ZM25 107L23 108V109H26ZM236 108V109H237ZM243 108V109H242ZM263 108V109H262ZM20 109V108H19ZM32 108H30L29 107V112L30 113H28L27 114V112L26 111H28V109H26V115H30V114H34V115H31V116H33V117H31L30 119H29V117L30 116H28V122L30 123V120L32 121V119L34 120V117H35V113L38 115V113L35 111V113H34V111H32L31 110ZM39 109V108H38ZM51 109V108H50ZM191 109V108H190ZM233 109H235V107L233 108ZM236 109H235V111H236ZM247 109V110H248ZM258 109V110H257ZM16 111H17V109H15ZM34 110V109H33ZM40 111H42V110H44V109H39ZM187 110H189V109H187ZM232 110V109H231ZM257 110V111H256ZM21 111V110H20ZM19 111V112H20ZM23 111V110H22ZM32 111V112H31ZM108 111V110H107ZM184 112H187L186 111V109L185 110H183ZM191 111V110H190ZM190 111H189V113L188 114H186V115H184L185 113H183V117H189V115L190 114H192V112L190 113ZM194 111V110H193ZM234 111V112H235ZM242 111V112H241ZM18 112V113H19ZM39 112V111H38ZM46 112V111H45ZM196 112V111H195ZM5 113V112H4ZM242 113V114H241ZM259 113H261V112H259ZM24 114V115H25ZM42 114H44V112L42 113ZM41 114V112H40V115H38L37 117H39L40 116V119H42V121H44L43 120V117L44 116H41L42 115ZM181 114V113H180ZM193 114H194V112H193ZM250 114V115H249ZM23 115V114H22ZM25 115V116H26ZM195 115V114H194ZM222 115V114H221ZM233 114H231V116H232ZM2 116V115H1ZM191 116V115H190ZM213 116V115H212ZM216 116H217V114H216ZM226 116V115H225ZM224 116V117H225ZM235 116V117H236ZM242 117V118H244L243 120H249V119H247V118H245V117ZM262 116V115H261ZM61 117V116H60ZM59 117V118H60ZM233 117V116H232ZM240 117H236V120H237V118H239V119H242V118H240ZM259 117V116H258ZM257 117V118H258ZM25 118V119H26ZM136 118V117H135ZM193 118V117H192ZM198 118H199V116H198ZM228 118V117H227ZM230 118V117H229ZM251 118V119H252ZM257 118H255L254 120L252 119H250L251 121H255ZM261 118V117H260ZM185 119V118H184ZM188 119V118H187ZM11 120V121H10ZM194 120V119H193ZM218 120V119H217ZM221 120V119H220ZM241 121V120H239V121H241V123L244 125H246V127L245 128H247L248 126L247 125H250L251 124V127L252 126H254L255 125V123L254 122H252V123H250L251 121H248V123H247V121H246V123H244V121ZM260 120V119H259ZM7 121V120H6ZM7 121V122H8ZM34 121H36V122H38L37 120H34ZM34 121H33V123H34ZM42 121H41V124H42V126H44L43 125V123H42ZM184 121H187V120H184ZM184 121H182L183 122V124L185 123ZM225 121V120H224ZM233 121V120H232ZM6 122V123H7ZM193 122H195V121H193ZM228 122H229V120H228ZM263 122H264V118L262 119V122H261V124H263ZM5 123V122H4ZM14 123V122H13ZM29 123H26V124H29ZM38 123H40V122H38ZM127 123V122H126ZM241 123H239V124H241ZM3 124V123H2ZM35 124H37V123H35ZM186 124H189L190 125V123L189 122H187ZM186 124H184L185 125V127H186V129L187 130H189L190 131V129L191 128H194V127H192L191 125V128L190 129H188L189 127H188V125L186 126ZM192 124V123H191ZM224 124V123H223ZM226 124V123H225ZM230 124H232V123H230ZM237 124V123H236ZM242 124H241V126H242ZM253 124V125H252ZM16 125V124H15ZM23 125H24V123H23ZM30 125V124H29ZM182 125V124H181ZM184 125H182L183 127L182 128H185L184 127ZM199 125V124H198ZM201 125H203V124H201ZM201 125H200V127H201ZM213 125V124H212ZM227 125V124H226ZM226 125H224V127L226 126ZM244 125V126H245ZM258 125V124H257ZM26 126V125H25ZM24 126V127H25ZM33 126V125H32ZM31 126V127H32ZM39 126H40V128H41V125L39 124ZM197 126V125H196ZM208 126V125H207ZM210 126V125H209ZM217 126V125H216ZM223 126V125H222ZM221 126V127H222ZM232 126V125H231ZM263 126H264V124H263ZM13 127H14V125H13ZM16 127V126H15ZM30 127V126H29ZM34 127V126H33ZM35 127H37V125H35ZM199 127V126H198ZM255 128H256V126H254ZM259 127V126H258ZM26 128V127H25ZM27 128H28V126H27ZM26 128V129H27ZM38 129V131H37V136H36V138H35V136H34V140H32V141H30V130H29V128H28V130H29V132H28V130H26L28 133L27 134H25V136L24 137H26L27 136V139L29 138V140L28 141H26L27 139H25L24 137H22V138H24L23 140H25L24 141V145H25V147L23 146L22 148L24 149L23 151L21 150L22 148H20V144H18V147H19V151L20 152H24V151H26L25 149L27 148V152H30V157H32V153L34 152V154L36 155V156H34V157H38V159L40 160V161H42V165L45 167V166H47V162H49L47 159L48 158H46L45 159V156L47 157V153H45L46 152V148L48 147L47 146V140L45 139V137L43 136V135H45L46 136V134H43V132L45 133L46 132V130L45 131H43V132H41L42 131V128H46V127H42L41 129L39 128V127H37ZM196 128V127H195ZM194 128V129H195ZM206 128V127H205ZM229 128V127H228ZM241 128V127H240ZM239 128V129H240ZM244 128V129H245ZM253 128V127H252ZM5 129V128H4ZM8 129H10V126L8 127ZM22 129V128H21ZM158 129V128H157ZM185 129V130H186ZM248 129H249V127H248ZM19 130V129H18ZM35 130V129H34ZM41 130V131H40ZM186 130V131H187ZM210 130V129H209ZM254 130V129H253ZM252 130V131H253ZM256 130H257V128H256ZM11 131V130H10ZM20 131V130H19ZM182 131V130H181ZM210 131H212V129L210 130ZM227 131V130H226ZM247 131V130H246ZM250 131H251V129H250ZM249 130H248V132H250ZM251 131V132H252ZM7 132H9V130L7 131ZM12 133L14 132L13 130L11 131ZM10 132V133H11ZM250 132V133H251ZM257 132V131H256ZM6 132H4V134H5ZM21 133V132H20ZM20 133H19V135H20ZM195 133V132H194ZM228 133H229V131H228ZM258 133V132H257ZM9 134V133H8ZM190 134H193L192 133V131H191V133ZM208 133H206L205 135H207ZM2 135H3V133H2ZM18 135V137H20ZM30 137H29V136ZM124 135V134H123ZM141 135V134H140ZM198 135V134H197ZM214 135V134H213ZM251 135V134H250ZM252 135H253V132H252ZM257 135V134H256ZM4 136V135H3ZM32 136H33V134H32ZM192 135H190V137H191ZM208 136V135H207ZM240 136V135H239ZM8 137V136H7ZM193 137V138H192ZM191 137V139H189V138H187V140H191L192 141V148H193V150L191 151L192 152V154H193V157H194V152H195V156H197V152L199 153H201L202 151L201 150H204V149H201L202 147L201 146H199V145H201V144H199L200 142H198L197 141V139H196V142L194 141V138H196L195 137V135H193ZM203 137V136H202ZM202 137H201V139H202ZM221 137V136H220ZM227 137V136H226ZM232 137H235L236 138V136H234V134H232ZM258 137H259V135H258ZM11 137H10V134H9V138L8 139H10ZM21 138V137H20ZM21 138V139H22ZM197 138H200L199 136L197 137ZM216 138H218V137H216ZM216 138H213V136H208V138L207 139H209L210 141H213V144L215 145H217L218 144V141H219V139L218 140H216ZM230 138H231V135H230ZM247 138H248V136H247ZM250 138V137H249ZM256 138V137H255ZM1 139H2V137H1ZM5 139V138H4ZM56 139V138H55ZM127 139V138H126ZM201 139H198V140H200V141H202ZM232 139V138H231ZM230 139V140H231ZM237 139H239V138H236L235 139V141H233V140H231V142H230V140L229 139H227L228 140V142L227 143H231L232 144V146L233 145H235L236 146V144L238 143V141H239V144H240V142H242V141H240V140H238L237 141ZM254 139V138H253ZM11 140H13V139H11ZM11 140H7L8 141V143H10V141ZM132 140V139H131ZM136 140V139H135ZM134 140V141H135ZM150 140V139H149ZM152 140V139H151ZM154 140V139H153ZM226 140V141H227ZM249 140V139H248ZM256 140H263V141H256ZM254 142H257L256 143V145H259V143H260V149L259 148H256L257 150H260V151H262L261 150V148L263 147L264 148V144L263 143H261V142H264V139H261V138H259V139H256ZM14 141H16V140H13V143H15ZM34 141V142H33ZM49 141V140H48ZM172 141V140H171ZM186 141V140H185ZM191 141H189V144L187 143V145H188V147H189V149L191 148L190 146V144H191ZM209 141V142H210ZM226 141H225V143H226ZM253 141H252V143H253ZM22 142V141H21ZM98 142V141H97ZM140 142H142V140L140 141ZM156 142V141H155ZM172 142H174V140L172 141ZM188 142V141H187ZM206 142V141H205ZM204 142V143H205ZM217 142V143H216ZM220 142V141H219ZM222 142V141H221ZM220 142V143H221ZM224 142V141H223ZM245 142V141H244ZM247 142V141H246ZM26 143V144H25ZM31 143V144H30ZM50 143V142H49ZM131 143V142H130ZM169 143V142H168ZM219 143V146H216V147H218V149H217V151L219 150V149H221L222 147H221V144H223V143H221L220 144ZM229 143V144H230ZM251 143V142H250ZM170 144H171V142H170ZM170 144H168L169 146H171ZM173 145H176V146H179L180 144H177V142L175 141L174 143H172ZM228 144V146L227 147H232V146H230ZM242 144V145H241ZM240 145L241 146H243V143H241ZM11 145H12V141H11ZM15 145V144H14ZM17 145V144H16ZM49 145V144H48ZM172 145V147L174 148V146ZM226 145V144H225ZM245 145V144H244ZM252 145H254V147H255V144L253 143V144H251V147H253ZM261 145H262V147H261ZM55 146V145H54ZM117 146V145H116ZM134 146V145H133ZM156 146V145H155ZM212 146V145H211ZM238 146V145H237ZM236 146V147H237ZM2 147V148H1ZM50 147V149H51V146H49ZM142 147V146H141ZM172 147H170L171 149V151L173 150L172 149ZM206 147V146H205ZM223 147H225L224 146V144H223ZM235 147V149L236 150H234V151H237L238 149V147H240V146H238L237 148ZM244 147V146H243ZM250 147V148H251ZM253 147V148H254ZM258 147V146H257ZM0 148H1V150L4 148V151H8V149L9 148H11V149H13V147L12 146H10L9 148H8V146H7V148H6V146L4 147V146H2V145H0ZM100 148H101V146H100ZM134 148V147H133ZM177 148H179V147H177ZM232 148H234V147H232ZM231 148V149H232ZM249 148V147H248ZM262 148V149H263ZM46 149V150H45ZM98 149H99V147H98ZM138 149V148H137ZM175 149H176V147H175ZM255 149V150H256ZM0 150V152H2L3 153V151H1ZM49 150V149H48ZM57 150V149H56ZM55 150V151H56ZM126 150V149H125ZM134 150V149H133ZM169 150V151H170ZM209 150V149H208ZM213 150V149H212ZM229 150V149H228ZM241 151H242V148L240 149ZM240 150H238L239 151V153H235V154H230L227 150H226V148L224 149V148H222L221 149V151L219 150V153L218 152H215V153H217L218 155V157L217 156H215V157H217L216 159H213L214 161H216L217 162V160H218V166H219V164L220 163H222V164H226V166L225 167H228L229 168V170H230V172H231V168L233 169H237L238 167L240 168H243V165H244V168L246 167L245 165H247V164H242V162H247L248 160H249V154L247 155V153H242L243 151H244V149H243V151L240 153ZM252 150V149H251ZM6 151V152H7ZM12 151V150H11ZM11 151H9L8 152V156H9V153L11 152ZM51 151V150H50ZM50 151H48L49 153H50ZM124 151V150H123ZM127 151V150H126ZM132 151V150H131ZM168 151V150H167ZM170 151V152H171ZM173 151H175V150H173ZM172 151V152H173ZM180 151H182V149L180 150ZM179 151V155H182L184 152H182V154H181V152ZM205 151V150H204ZM206 151H207V148H206ZM205 151V152H206ZM247 151V150H246ZM245 151V152H246ZM259 151V152H260ZM6 152H4L3 154H5V155H7V153ZM19 152V153H20ZM52 152H54V150H52L51 151V155H53L52 154ZM58 152H60L59 150H58ZM125 152V151H124ZM211 152V151H210ZM257 152V151H256ZM48 153V154H49ZM101 153V152H100ZM169 153V152H168ZM199 153V154H200ZM207 153V152H206ZM233 153V152H232ZM252 152H250V154H251ZM258 153V152H257ZM261 153V152H260ZM263 154H264V149H263V152H262ZM262 153H261V157L260 158H262ZM2 154V155H3ZM14 153H12V155H10L9 156V158H11V159H15V154L13 155ZM24 154V153H23ZM27 154V153H26ZM134 154V153H133ZM174 154V152L172 153V155ZM244 154H246L247 156L246 157H248V159L247 158H245V156H244ZM1 155V154H0ZM17 155V154H16ZM28 155H29V153H28ZM41 155V156H40ZM51 155H49L50 156V159H51V157L54 159L55 157H53V156H51ZM57 155V154H56ZM135 155H136V153H135ZM175 155V157L174 158H176V155L177 154H174ZM173 155V156H174ZM179 155H177V156H179ZM204 155V154H203ZM198 155L200 158H204L205 159V156H207V155ZM255 155H257V154H255ZM259 155V154H258ZM257 155V156H258ZM8 156H4L5 158L6 157H8ZM11 156H14L13 158L11 157ZM24 156H25V154H24ZM136 156H138V155H136ZM143 156V155H142ZM183 156V155H182ZM182 156H179L178 158H179V161L181 162V160H183V161H185L187 158L186 157H182ZM260 156V155H259ZM0 157H3V156H0ZM17 157V156H16ZM26 157V156H25ZM28 157V158H27ZM26 158L27 159H29L30 157L29 156H27ZM58 157H59V154H58ZM58 157H56V158H58ZM182 159H181V158ZM196 158V157H194L195 159H200V158ZM211 157V156H210ZM256 157V156H255ZM254 157V158H255ZM4 158V159H5ZM8 158V159H9ZM25 158V159H26ZM33 158V157H32ZM60 158V157H59ZM139 158V157H138ZM145 158V157H144ZM147 158V157H146ZM184 158V159H183ZM186 158V159H185ZM200 159V160H198V162H199V164H198V166H200V168L202 167V173H200V175L202 174L205 178L204 179H207L208 180V183H209V185L211 186L210 188L213 190L214 189V192L216 191V193H218L219 195L217 196V194H216V196H217V199L216 200H218V201H216L217 202V206H215V211H216V207H218L217 208V212L218 213H227V211H226V209L228 208V206H226V203H227V205H230V203H231V205H230V207H229V209H232V208H234V209H232L230 212L232 213H230L231 214V216H229L228 214H225V215H228L229 216V218H231L232 217V215H233V217L232 218H234L235 217V220L234 219H232V220H234V221H237V226L239 227V225H240V223L239 222H244V220H246L245 218H247L248 217V215H246L247 217H245V214H243V215H240V212L241 211H245V209L246 210H248L249 208L251 209V210H249V213L251 214L252 212V209L253 210H258L259 211V215L257 214V216H260L259 218H261V217H263V219H264V194H262L263 192H261V194L259 193V191H258V189H260V187H258V186H260V182L259 181H263V179H260V178H262L261 176H259V174H258V176L257 175H253V174H255L254 172H255V170L257 169H252V168H254L253 166H251L250 165V163H249V165L252 167H249V166H247V168L249 169V168H251V171L252 170H254V172L253 173H251L250 174V172L251 171H249V174L248 175H250V176H245L244 175V177L240 180L241 181V183H243L246 187H248V190L246 191V193H245V195H242V196H244V198L246 199H244L245 201L243 202V205H244V210H242V207H243V205H242V201H243V199L242 200H240V202H241V206L242 207H240L239 205V203H236V199H237V195L234 193L233 194V191L231 190V188L229 189V186L228 185H226L227 184V182H224V184L222 183L223 182V177H222V175H220L222 178V180H220L219 179V177H217V172H216V175H215V173H214V170L212 169L213 167H212V165H211V167L209 166V164L211 163V161H210V163H207L206 162V160H204V159ZM1 159V158H0ZM7 158L5 159V160H8ZM11 159H9V161L11 160ZM20 159V162L18 161V159H16L17 161H18V163L20 164V166L18 165V163L16 162V161H14L15 162V164L17 163V165L19 166V167H21L22 165H24L23 166V168L26 166L25 164L27 163L26 161H27V159H26V161H24L25 162V164H22V163H24V162H21V161H23V160H25L24 159V157H23V159L22 158H19ZM33 159H36V158H33ZM33 159H30V162L28 161V163L30 164V165H32V163L31 162H33ZM177 159V158H176ZM176 159H175V161H176ZM181 159V160H180ZM194 159V160H195ZM207 159V158H206ZM245 159H246V161H245ZM250 159H251V157H250ZM257 159H258V157H257ZM263 160H264V156H263V158H262ZM1 160H3V158L1 159ZM13 160H11V163L13 162ZM142 160H143V157H142ZM171 160V159H170ZM173 160V159H172ZM178 160V159H177ZM189 160V159H188ZM209 160H212V159H209ZM208 160V161H209ZM263 160H260L259 159V161H261L262 163L264 162ZM9 161H6V163L7 162H9ZM166 161V160H165ZM179 161H176V162H179ZM213 161V162H214ZM3 162H4V160H3ZM2 162V163H3ZM34 162H35V160H34ZM34 162H33V164H34ZM45 162V163H44ZM51 162H52V159H51ZM55 161H53L52 162V164H53V166L55 165V163H54ZM57 162V161H56ZM156 162V161H155ZM159 162V161H158ZM162 162V161H161ZM173 162V161H172ZM180 162H179V164H180ZM212 162V163H213ZM215 162V163H216ZM248 162H251V161H248ZM1 163V164H2ZM5 163V164H6ZM10 163V162H9ZM9 163H7V165L9 164ZM11 163L9 164L10 166H13L14 165V163L11 165ZM28 163H27V165H28ZM50 163V162H49ZM160 163V162H159ZM175 162H173V164H174ZM185 162H182V167H184L185 166V164H184ZM255 163V162H254ZM4 164V166H6ZM40 164V163H39ZM45 164V165H44ZM123 164V163H122ZM130 164V163H129ZM144 164V163H143ZM160 164H162V163H160ZM165 164V163H164ZM166 164H168L169 166L171 165L170 163H166ZM165 164V166H166V168H167V166L168 165H166ZM188 163H187V161H186V165H187ZM242 164V165H241ZM257 164V163H256ZM8 165V167H6L7 169H10V166ZM30 165H28V167L30 166ZM36 164H34V166H33V168H35L36 166H35ZM41 165V166H42ZM145 165V164H144ZM143 165V166H144ZM178 164L176 163V165L174 164V166H177ZM189 165V164H188ZM188 165L186 166L187 168H185L186 170H188ZM221 165V164H220ZM241 165V166H240ZM264 166V163L263 164H260L259 166ZM2 166H3V164H2ZM38 166V165H37ZM40 166V167H41ZM119 166V165H118ZM138 166V165H137ZM181 166V164L179 165V167ZM1 167V166H0ZM14 167V166H13ZM18 167V168H19ZM27 166L25 167L26 169L28 168ZM31 167V166H30ZM39 167V166H38ZM38 167H37V169L35 168V169H33V170H31L30 168V172H34L35 170L37 171L38 170ZM49 167V166H48ZM122 167V166H121ZM146 167V169H144V171L146 172V174H147V172L149 171V168L150 167H148V166H145ZM152 167H153V164H152ZM151 167V168H152ZM178 167V168H179ZM216 167V166H215ZM224 167V168H225ZM231 167V168H230ZM258 167V166H257ZM12 168V167H11ZM43 168V167H42ZM42 168H40V169H42ZM55 168V167H54ZM133 168V167H132ZM143 168V167H142ZM150 168V171L152 170ZM156 168V167H155ZM170 168V167H169ZM184 168L182 169L184 172H183V174L181 175L179 172V174L181 175V180H182V182L184 181L186 184L188 183H191V182H193L194 181V183H196L195 182V179L193 178V177H191V174H187V172H186V170H184ZM222 168H223V166H222ZM238 168V169H239ZM240 168V169H241ZM243 168V169H244ZM247 168H245L246 170L245 171H247ZM21 169V168H20ZM26 169H24V170H26ZM28 169V170H29ZM40 169H39V172H37V174L38 173H40L41 171H40ZM43 169H45V170H47L46 168H43ZM53 169V168H52ZM51 169V170H52ZM113 169V168H112ZM141 169V168H140ZM179 169H181V167L179 168ZM215 169H217V168H215ZM227 169V168H226ZM243 169H241V170H243ZM260 169H262V168H260ZM22 170V169H21ZM24 170H22V171H24ZM27 170V171H28ZM45 170H43L42 171V176H38V177H42V179L44 178V176L45 175H43V172L46 174V175H48L47 174V172H48V170L47 171H45ZM50 170V169H49ZM123 170V169H122ZM142 170V169H141ZM176 170V169H175ZM181 170V171H182ZM222 170V169H221ZM250 170V169H249ZM2 171V170H1ZM21 171V172H22ZM53 171H54V169H53ZM143 171V170H142ZM162 171V170H161ZM244 171V170H243ZM243 171H242V173H243ZM3 172V171H2ZM1 172V173H2ZM9 171L7 170V174L5 173V172H3L4 173V175L6 176L7 175V178H9V180H10V177L13 179V176L11 175H9L8 176V173ZM20 172V171H19ZM52 172V171H51ZM156 172V171H155ZM186 172V173H185ZM227 172H228V169H227ZM233 172V171H232ZM234 172H235V170H234ZM233 172V173H234ZM259 172V171H258ZM258 172H256V173H258ZM262 172V171H261ZM0 173V174H1ZM23 173V172H22ZM50 173V172H49ZM55 172H53V174H54ZM151 173H152V171H151ZM170 173H172V172H170ZM169 173V174H170ZM246 173H248V171L247 172H245V174ZM28 174H30V173H28ZM33 174V173H32ZM37 174H36V176H37ZM139 174V173H138ZM236 174V173H235ZM2 175V174H1ZM31 175V174H30ZM39 175V174H38ZM40 175H41V173H40ZM55 175V174H54ZM147 175H149L150 176V173L148 172V174ZM146 175V176H147ZM152 176H150V178H149V176H148V178L147 179H149L148 181L150 182L149 184L151 185V191L149 192V194L147 195H145V196H140L138 193H136L135 191H133V194L131 195V197L129 196V197H127L128 196V194L126 195V194H124L123 193V195L125 196V198L124 199H122V201L120 200V197H119V200H116L114 203H113V205L115 206L114 208V213L116 214V213H119V215H120V219H122V221H123V226H124V238H127V242H126V240H125V242H126V244H125V242H124V245H125V247H126V249H129V251H130V248H131V251H132V253H133V256L134 255H136L135 257H134V259L136 260V262L138 261V259H140V262L142 263V260L144 259H142V256L144 255V253L143 252H147L146 254L148 255V259H150L149 260V262L151 261V263L152 264H216L215 262H216V259L215 258H212L214 255H213V252H211V249L213 248L212 246H211V244L209 243V241H207L206 239L204 240V236H202L203 234H202V232L201 231H203L202 229H199V227H197L196 225H195V223H193L190 219H191V217H189V215L190 214H188L189 213V211H188V208H189V205H190V207H191V205L192 206H194L195 204H194V202L192 203V200H193V196L191 197V195H192V193H191V195L189 194V192H188V196H187V198H188V200L187 201H185V202H187V203H183V202H181L183 205H182V207L181 208H179L178 207V209H182V210H180L181 212V214H180V216L179 217H177V215H176V212L175 211H177V210H175L174 208H173V204L164 196V194H163V192H162V189L159 187V185H158V181L156 180V176L154 177V175H153V173L151 174ZM34 176V175H33ZM32 175H31V177H33ZM49 176H50V174H49ZM51 176H52V174H51ZM56 176V175H55ZM55 176H52V177H54L55 179H56V177ZM142 176V175H141ZM177 176H178V174H177ZM38 177H36V178H38ZM47 177V176H46ZM44 178L45 180L47 179V178ZM52 177H49L50 179L52 178ZM125 177H126V175H125ZM139 177V176H138ZM160 177V176H159ZM176 177V176H175ZM174 177V178H175ZM236 177H238V176H236ZM5 178V177H4ZM34 178H35V176H34ZM48 178V179H49ZM59 178V177H58ZM171 178V177H170ZM173 178V177H172ZM180 178V177H179ZM239 178H241V177H239ZM19 178H17V179H13V181L12 180H6V189L4 190V191H6L7 192V196L6 197H9L11 200H12V198L13 199H15V189L17 188V189H22L21 188V186L25 189H23L25 192H26V188H27V190H29L30 188H34V189H36V188H38V187H36L37 185H38V183H32L30 186V188H28L29 186H26V184L27 185H29L28 183L29 182H27L25 185H24V183H23V185L21 184V183H18V181L20 182V179L18 180ZM41 180V182H39V184L40 183H42V181L44 182L45 180ZM123 179V178H122ZM238 179V178H237ZM18 180V181H17ZM54 179H52V180H50V182H52ZM125 180V179H124ZM168 180H170V179H168ZM177 180V179H176ZM198 180V179H197ZM196 180V181H197ZM15 181L17 182L16 184H15V186H13L12 184L13 183H11V185L8 183V182H14L15 183ZM22 181V180H21ZM147 181V182H148ZM163 181V180H162ZM46 182V181H45ZM50 182H48V183H50ZM183 182V183H184ZM245 182V183H244ZM1 183H2V181H1ZM48 183H46L47 184V186H48ZM126 183V182H125ZM182 183V184H183ZM184 183V184H185ZM264 183V182H263ZM21 184V185H20ZM120 184V183H119ZM181 184V183H180ZM182 184H181V186H182ZM240 184V183H239ZM259 184V185H258ZM2 185H4V187H5V183L3 182V184ZM16 185H18V187L16 186ZM20 185V186H19ZM33 185H36V186H33ZM41 186H42V190L44 189V187H45V192H46V194H47V192H48V190H47V188L49 187H47L46 185H45V183H43V185L42 184H40ZM50 185L52 186V184L50 183ZM117 185V184H116ZM198 185V184H197ZM197 185H195V186H197ZM26 186V187H25ZM33 186V187H32ZM58 186V185H57ZM124 187H125V185H123ZM187 186H189V185H185L184 187H185V190H186V187ZM241 186V185H240ZM4 187H2L1 189H2V191H3V189H4ZM14 187H16L15 189H14ZM47 187V188H46ZM107 187V186H106ZM183 187V186H182ZM198 187V186H197ZM245 187V188H246ZM54 188H55V186H54ZM59 188V187H58ZM61 188V187H60ZM121 188V187H120ZM129 188V187H128ZM131 188V187H130ZM129 188V191L131 190ZM263 186H262V190H263ZM0 189V190H1ZM16 189V190H17ZM33 189V191H40L41 189H36V190H34ZM119 189V188H118ZM127 189V188H126ZM125 189V190H126ZM132 189H133V187H132ZM177 189V188H176ZM188 189V188H187ZM197 189V188H196ZM120 190V189H119ZM123 190V189H122ZM164 190V189H163ZM19 190H17V192H18ZM32 190L31 191H29L30 192V194L29 195H31V193L33 192ZM44 191H41L40 192V194H39V198H40V200L38 199V195L36 194V192H33V193H35L36 195H37V200H39L40 201V206H38V204H37V208L38 207H40V208H36L37 209V215H39L40 213H41V215H40V217H43L42 218V220H44L45 221V218H46V216L48 217V215H44V214H47V213H44V212H46V211H44L45 210V208H46V204H47V202L49 201H47L46 199V194L44 195L43 193H44ZM50 191H52V193H53V190H50ZM56 191V190H55ZM58 191V190H57ZM60 191H62L61 189H60ZM124 191V190H123ZM132 191V190H131ZM189 191V190H188ZM261 191V190H260ZM125 192H128V189L125 191ZM135 192V193H134ZM178 192V191H177ZM186 192V191H185ZM185 192H184V194H185ZM202 192V191H201ZM223 193V194H221V193ZM242 192H243V190H242ZM55 194H57L56 192H54ZM165 193V192H164ZM176 193V192H175ZM4 194H5V192H4ZM19 195H22V194H20V193H18ZM25 194V193H24ZM54 194V195H55ZM106 194V193H105ZM112 194V193H111ZM3 195V194H2ZM1 195V196H2ZM34 195V194H33ZM32 195V196H33ZM48 195H50V194H48ZM47 195V196H48ZM52 195V194H51ZM53 195V196H54ZM58 195V194H57ZM115 195V194H114ZM122 195V196H123ZM134 195V196H133ZM166 195H167V193H166ZM176 195V194H175ZM177 195H180L179 193L177 194ZM187 195V194H186ZM204 195V194H203ZM237 197H236V196ZM18 196V195H17ZM17 196H16V200H12L13 202H16V206L15 207H17V206H19V205H17V204H23L24 202H26L25 201V199L24 198H20V202H18V198H17ZM35 196V195H34ZM112 196V195H111ZM181 196V195H180ZM219 196H222V198L220 197V199H219ZM240 196V195H239ZM242 196L241 197H238L239 199H241L242 198ZM4 197V199H7V198H5V195L3 196ZM19 197V196H18ZM114 197V196H113ZM117 197V198H118ZM182 197V196H181ZM35 198V197H34ZM35 198V199H36ZM54 198V197H53ZM93 198V197H92ZM91 198V199H92ZM168 198H169V196H168ZM175 198V197H174ZM192 198V199H191ZM4 199H2V202H3V204H4V206H6L5 205V203L6 202H9V199L8 200H6V202L4 203ZM24 199V202L23 203H21V200H23ZM52 201H53V199H52V197L50 198ZM55 199V198H54ZM77 199H78V197H77ZM184 199V198H183ZM239 199H237V202H238V200ZM4 200V201H3ZM11 200H10V203H11ZM50 200V201H51ZM56 200H58L59 201V199L57 198ZM55 200V201H56ZM61 200V199H60ZM95 200V199H94ZM93 200V201H94ZM171 200V199H170ZM195 200V199H194ZM77 201V200H76ZM98 201H99V199H98ZM174 201V200H173ZM247 201V202H246ZM12 202V203H13ZM18 202V203H17ZM97 202V201H96ZM108 202V201H107ZM233 202V203H232ZM28 203V204H27ZM57 203V202H56ZM59 203H61V201L60 202H58V204ZM91 204L93 203V202H90ZM89 203V204H90ZM98 203V202H97ZM110 203V202H109ZM175 203V202H174ZM181 203H180V206H181ZM229 203V204H228ZM250 204L251 206H252V208H251V206L248 204V206H250V207H248V206H246L245 207V205L246 204ZM8 204V203H7ZM24 204H27V208H25V205ZM23 204V206H24V208L25 209H22L24 212H26L27 211V209H28V211H29V216H30V210H29V206H31L30 204H29V201H27L26 203H24ZM52 204V202L50 203V205ZM90 204V205H91ZM96 204V203H95ZM105 205V207H107V205H106V202H105V204L104 203H101L100 205ZM177 204V203H176ZM198 204V203H197ZM238 205L239 206V208H241V209H239L238 208V206H234V205ZM13 205H15V203H13ZM13 205L11 204L10 206H12L13 207ZM20 205V206H21ZM55 205V204H54ZM60 205V204H59ZM86 205V204H85ZM84 205V206H85ZM97 205H99V204H96V206ZM214 205H216V204H214ZM223 205L224 206H226V209L223 207ZM3 206V205H2ZM8 206H9V204H8ZM35 206V205H34ZM52 206H53V204H52ZM52 206H49V207H52ZM62 206V205H61ZM75 206V205H74ZM92 206H95V205H93L92 204ZM92 206H91V208H89L91 211H92ZM177 206V205H176ZM197 206V205H196ZM213 206V205H212ZM7 207V206H6ZM14 207V208H15ZM32 207H33V205H32ZM32 207H31V209H32ZM57 207H59L58 205H57ZM82 207V206H81ZM90 207V206H89ZM100 207V206H99ZM175 207V206H174ZM4 207H2V209H3ZM8 208V207H7ZM6 208V209H7ZM191 208H193V207H191ZM236 208H238L239 210H236ZM12 208H10L9 207V210H11ZM17 209H18V207H17ZM16 209V210H17ZM20 209V208H19ZM18 209V210H19ZM35 208H34V210H36ZM47 209V208H46ZM51 209V208H50ZM52 209H54V207L52 208ZM57 210L56 211H58V208H56ZM60 209V208H59ZM213 209V208H212ZM1 210V209H0ZM9 210H7V211H4V212H1L0 211V223L2 224V222L4 223L5 221L6 222H8V223H6V224H9V229H10V232H9V234H12L14 231H15V228L17 227L16 226V218H14L15 217V214H13L12 212H9ZM17 210V211H18ZM22 210H20L21 212H22ZM33 210V211H34ZM235 212H234V211ZM39 211H40V213H39ZM88 211V210H87ZM179 211V210H178ZM194 211V210H193ZM233 211V212H232ZM240 211V212H239ZM258 211H254V212H258ZM133 213V217H131L130 216V213ZM254 212H253V214H254ZM15 213H17L16 211H15ZM39 213V214H38ZM57 213V212H56ZM97 213V212H96ZM177 213H179V212H177ZM195 213V212H194ZM199 213V212H198ZM244 213H246V211L244 212ZM249 213H246V214H249ZM55 214V213H54ZM53 213H52V215H54ZM108 214H110V211H109V213H107V216H108ZM252 214V215H253ZM262 214H263V216H262ZM25 216L24 217H26V215H28V212L26 213V214H24ZM44 215V216H43ZM91 215V214H90ZM93 215V214H92ZM118 215V214H117ZM211 215V214H210ZM216 215V214H215ZM224 215V214H223ZM252 215H250L248 218H247V220H249V218L251 219V222L250 221H246L248 224H251L252 223V221H253V223H254V220H252V218L253 217H251ZM16 216H17V214H16ZM56 216H57V214H56ZM60 216V215H59ZM110 216V215H109ZM192 216V215H191ZM214 216V215H213ZM227 216V217H228ZM244 216V217H243ZM254 216H256V215H254ZM32 217V214H31V216H30V218ZM38 217V216H37ZM39 217V221L41 220V218ZM45 217V218H44ZM53 217H55V216H53ZM113 217V216H112ZM19 218H20V216H19ZM27 218V217H26ZM33 218H34V216H33ZM32 218V219H33ZM49 218V217H48ZM56 218V217H55ZM93 218V217H92ZM206 218V217H205ZM226 218V217H225ZM243 218V219H242ZM256 218V217H255ZM258 218V217H257ZM256 218V219H257ZM25 218H23V220H24ZM29 219V218H28ZM36 219V218H35ZM34 219V220H35ZM53 218H51V220H52ZM57 219H59L58 218V216H57V218H56V220ZM97 218H95V221H98L99 220V218H98V220H96ZM237 219V220H236ZM239 219V220H238ZM254 219V218H253ZM262 219V218H261ZM118 220H119V218H116V219H112V220H109L107 223H105L106 224V228L109 230V233L111 232V238H110V235L108 234V236H109V240L110 239H112V241L113 240H116V242L118 241L117 239H115L116 237H117V235H119V234H121V229L120 230H118L119 229V222H118ZM2 221V222H1ZM18 221V220H17ZM25 221V220H24ZM43 221V222H44ZM54 221H55V219H54ZM95 221H93V222H95ZM102 221V220H101ZM122 221H120V223L122 222ZM239 221V222H238ZM257 221V220H256ZM255 221V222H256ZM262 221V220H261ZM18 222H20V220L18 221ZM29 222H32V221H30L29 220ZM42 222V221H41ZM42 222V224H44ZM264 222V221H263ZM48 223V222H47ZM59 223V222H58ZM58 223H56V224H58ZM102 223V222H101ZM0 224V225H1ZM41 224V223H40ZM45 224H46V221H45ZM44 224V225H45ZM52 224H55V223H52ZM55 224V225H56ZM97 224H99L100 225V221L98 222V223H96V226H97ZM103 224V223H102ZM101 224V225H102ZM241 224H243V223H241ZM245 224V223H244ZM247 224V225H248ZM259 224V223H258ZM44 225H43V229H45V227H44ZM48 225H49V223H48ZM61 225V224H60ZM59 225V226H60ZM92 225H93V223H92ZM94 225H95V223H94ZM136 225H138V227L136 226ZM256 225V224H255ZM16 226V227H15ZM31 226V225H30ZM33 226V225H32ZM42 226V225H41ZM96 226H95V228L94 229H96ZM134 226L135 227H137V228H139V231L138 232H140L139 233V235H136V234H133V232L134 231H132L133 229H134ZM235 226V225H234ZM245 226H246V224H245ZM261 226V225H260ZM262 226H264V224H262ZM35 227V226H34ZM34 227H31V228H33L34 229ZM48 227V226H47ZM50 227V226H49ZM52 227V226H51ZM50 227V228H51ZM56 227V226H55ZM103 227L104 226H102V227H100V228H102L103 229ZM251 227V228H250ZM256 227V226H255ZM93 228V227H92ZM100 228H99V230H100ZM240 228H242V226H240ZM250 228V229H249ZM252 228H254L253 226H248V227H244L243 226V229H242V231H244L245 232V239H248V242L246 243V244H250L251 245V247H252V249H255L256 248V246H259V244H263V238H257L258 240H256V235H255V238H253L254 236H253V231L255 230H257L256 228L253 230ZM261 228V227H260ZM260 228H258L259 230H260ZM263 228V227H262ZM32 229V230H33ZM37 229V228H36ZM42 229V230H43ZM49 230V228H46V230ZM55 229V228H54ZM264 229V228H263ZM38 230V229H37ZM105 230V229H104ZM103 230V231H104ZM136 230V229H135ZM229 230V229H228ZM258 230V231H259ZM22 231V230H21ZM40 231V230H39ZM56 231V230H55ZM94 231H96V230H94ZM136 231V232H137ZM205 231V230H204ZM236 231V230H235ZM264 231V230H263ZM37 232V234L39 233L38 231H36ZM46 232H48V231H46ZM45 232V233H46ZM52 232V231H51ZM50 232V233H51ZM98 232V231H97ZM261 232H262V229H261ZM27 233V232H26ZM105 233H107V231H105ZM252 233V234H251ZM257 233H259V232H257ZM264 233V232H263ZM39 234H42V232L41 233H39ZM93 234V233H92ZM96 235H98L97 233H95ZM95 234H93V235H95ZM238 234V233H237ZM240 234V233H239ZM44 235V234H43ZM46 235V234H45ZM54 235V234H53ZM91 235V234H90ZM106 235V234H105ZM34 236V235H33ZM56 236V235H55ZM107 236V237H108ZM121 236V235H120ZM123 236V235H122ZM260 236H262V233H260ZM80 237V236H79ZM106 237V238H107ZM26 238V237H25ZM93 238V237H92ZM94 238H95V236H94ZM97 238V237H96ZM95 238V239H96ZM99 238H100V236H99ZM122 238V237H121ZM206 238V237H205ZM241 238H242V236H241ZM244 238H242L243 240H244ZM32 239V238H31ZM35 239V238H34ZM39 239V238H38ZM44 239V238H43ZM42 239V240H43ZM46 239V238H45ZM48 239V238H47ZM210 239V238H209ZM214 239V238H213ZM259 239H262V240H259ZM28 240V239H27ZM107 240V239H106ZM120 240V239H119ZM124 239L122 238V241H123ZM31 241V240H30ZM38 241V240H37ZM46 241V240H45ZM54 241V240H53ZM91 241V240H90ZM94 241V240H93ZM96 241H98V240H96ZM108 241V240H107ZM190 241H193V243L194 244H192V245H194L195 246V248H196V256H195V260L191 263L190 262V257L189 258H187L188 256L187 255H189L188 253H189V251H188V249L190 248V247H188L187 245H188V243L190 242ZM244 241V242H245ZM256 241H258V243L256 242ZM261 243H260V242ZM39 242L40 243H43L42 241H40V239H39ZM48 242V241H47ZM109 242H111V241H109ZM115 242V241H114ZM114 242H111L112 243V247L114 246V244L116 243H114ZM34 243H36V242H34ZM38 243V242H37ZM40 243L38 244V245H40ZM44 243H46V242H44ZM91 243V242H90ZM93 243V242H92ZM106 243V242H105ZM114 243V244H113ZM48 244V243H47ZM103 244V243H102ZM107 244V243H106ZM106 244H104V245H106ZM110 244V243H109ZM119 246L118 247H120V244L119 243H117ZM245 244V245H246ZM256 244H258V245H256ZM31 245H34L35 246V244H31ZM37 245V246H38ZM42 245H44V244H42ZM42 245H40V247L42 246ZM46 245V244H45ZM80 245V244H79ZM94 245H95V243H94ZM100 244H98V246L96 245V248L98 247H100L99 246ZM108 245V244H107ZM191 245V244H190ZM250 245H248V246H250ZM37 246H35L36 248H37ZM74 246V245H73ZM111 246V245H110ZM247 246V247H248ZM263 246V245H262ZM261 246V247H262ZM33 247V246H32ZM35 247H33V249L35 248ZM107 247V246H106ZM114 247H116V244H115V246ZM216 247V246H215ZM246 247V248H247ZM253 247H255V248H253ZM44 249H45V247H43ZM96 248H94L93 247V249L92 250H94V249H96ZM98 248L96 249V252H98L97 250H98ZM104 248H105V246H104ZM109 247H107V249H108ZM111 248V247H110ZM248 248H250V247H248ZM258 248H260V247H258ZM263 248H264V246H263ZM262 248V249H263ZM41 249V248H40ZM49 249V248H48ZM112 249V248H111ZM146 249V250H145ZM193 249V248H192ZM214 249V248H213ZM261 248L260 249H256L257 251H255V250H251L250 251V253H249V255H250V258H252V260H250V261H252L251 262V264H256V262H257V264L259 263V262H261L260 264H264V255H263V253H264V250H262ZM101 249H99V251H100ZM110 250V249H109ZM115 252H116V254H114V252L112 253V255H111V257L113 256V255H115V256H117V251L115 250V248L113 249ZM120 249L118 248V251H119ZM154 250V251H153ZM261 251L262 250V252H261V254L262 255H260V252H258V251ZM44 251V250H43ZM87 251H89L88 249H87ZM104 251V250H103ZM111 251V250H110ZM130 251V252H131ZM253 251H255V252H257L258 253V256H257V258H256V255L257 254H255ZM90 252H91V250H90ZM94 252V251H93ZM102 252V251H101ZM108 252V251H107ZM249 252V251H248ZM82 253V252H81ZM92 253V252H91ZM91 253H89V254H91ZM119 253V252H118ZM129 253V252H128ZM247 253V252H246ZM251 253H253V254H251ZM93 254V253H92ZM96 254V253H95ZM98 254H99V252H98ZM121 254H124V253H121ZM121 254H120V256H121ZM141 256L142 254V256L140 257V258H138V256L139 255ZM242 254V253H241ZM213 255V256H212ZM260 255V256H259ZM93 256V255H92ZM96 256V255H95ZM118 256H119V254H118ZM117 256V257H118ZM132 256V255H131ZM210 256H212V257H210ZM248 256V255H247ZM252 256V257H251ZM42 257V256H41ZM89 257H90V255H89ZM94 257V256H93ZM97 257V256H96ZM95 257V261L97 262L98 260H97V258ZM100 257V256H99ZM107 257V256H106ZM114 257V256H113ZM116 257V258H117ZM122 257V256H121ZM120 257V258H121ZM124 257H126L125 255H124ZM154 257H155V259H154ZM83 258V257H82ZM114 259L113 258V260L111 261V259L110 258H108L110 261V264H116V261H117V259ZM132 258V260H133V257H131ZM153 258V259H152ZM250 258H246V261L248 260L249 261V259ZM90 259H91V257H90ZM93 259V258H92ZM103 259V258H102ZM119 259V258H118ZM142 259V260H141ZM213 259H215V262H214V260ZM258 259L259 260V262H258V260L256 261V260ZM35 260H36V258H35ZM88 259L86 258V261H87ZM153 260V261H152ZM254 260H255V263H253L254 262ZM90 262H92V260H89ZM94 261V260H93ZM155 261V262H154ZM212 261L214 262V263H212ZM248 261H247V263H245V264H248ZM85 262V261H84ZM89 262V263H90ZM245 262V261H244ZM88 263V264H89ZM135 263V262H134ZM92 264H94L93 262H92ZM95 264H97V263H95ZM99 264H100V262H99ZM136 264V263H135ZM138 264V263H137ZM218 264V263H217ZM232 264V263H231ZM249 264H250V262H249Z\"/></svg>",
    "mask_w": 264,
    "mask_h": 264
},
{
    "label": "built area",
    "instance_id": "2783aa9c",
    "mask_svg": "<svg viewBox=\"0 0 264 264\" xmlns=\"http://www.w3.org/2000/svg\"><path fill=\"white\" fill-rule=\"evenodd\" d=\"M1 1V0H0ZM6 4V0L0 2V23L5 22V16L7 12L3 9ZM89 31L84 33L85 40L90 39L91 43L95 47L96 62L94 65L93 82L87 93L89 98H97L102 94L112 91L116 86L115 79L111 76L107 65H101L97 63L99 59L104 62L111 59L112 45L110 40L113 37V32L108 29H99L94 27V24H89ZM75 31L72 32V39L74 38ZM106 59V60H105ZM55 109L58 112L69 115L72 125L75 128H80L85 121V112L81 99L77 95L61 96L57 98L55 103Z\"/></svg>",
    "mask_w": 264,
    "mask_h": 264
}]
</instances>
